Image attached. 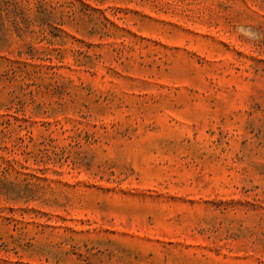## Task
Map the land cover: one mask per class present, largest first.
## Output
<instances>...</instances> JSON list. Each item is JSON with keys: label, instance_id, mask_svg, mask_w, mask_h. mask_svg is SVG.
Instances as JSON below:
<instances>
[{"label": "rangeland", "instance_id": "rangeland-1", "mask_svg": "<svg viewBox=\"0 0 264 264\" xmlns=\"http://www.w3.org/2000/svg\"><path fill=\"white\" fill-rule=\"evenodd\" d=\"M0 264H264V0H0Z\"/></svg>", "mask_w": 264, "mask_h": 264}]
</instances>
